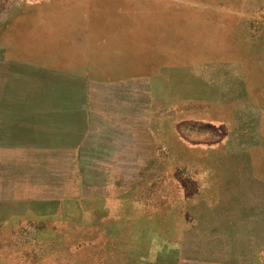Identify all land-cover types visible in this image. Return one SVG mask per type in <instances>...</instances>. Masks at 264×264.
I'll use <instances>...</instances> for the list:
<instances>
[{
	"label": "rangeland",
	"instance_id": "obj_1",
	"mask_svg": "<svg viewBox=\"0 0 264 264\" xmlns=\"http://www.w3.org/2000/svg\"><path fill=\"white\" fill-rule=\"evenodd\" d=\"M75 2L0 99V264H264V0Z\"/></svg>",
	"mask_w": 264,
	"mask_h": 264
},
{
	"label": "crops",
	"instance_id": "obj_2",
	"mask_svg": "<svg viewBox=\"0 0 264 264\" xmlns=\"http://www.w3.org/2000/svg\"><path fill=\"white\" fill-rule=\"evenodd\" d=\"M89 11L75 0H0V99L15 75H69L64 64L88 46L76 42L75 33L89 35L88 21L80 20Z\"/></svg>",
	"mask_w": 264,
	"mask_h": 264
}]
</instances>
